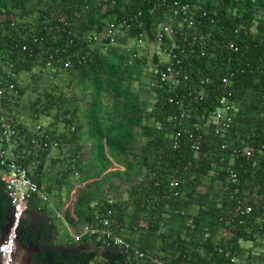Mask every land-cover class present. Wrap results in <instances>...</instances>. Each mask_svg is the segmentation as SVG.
I'll return each instance as SVG.
<instances>
[{
	"label": "trees",
	"instance_id": "16d2710c",
	"mask_svg": "<svg viewBox=\"0 0 264 264\" xmlns=\"http://www.w3.org/2000/svg\"><path fill=\"white\" fill-rule=\"evenodd\" d=\"M32 1L0 0L5 10L0 18V84L6 88L0 118L14 121L16 131L11 145L0 142V150L9 151L42 189L45 161L54 149L51 145L76 144L85 129L92 142L90 167L86 163L83 168L79 162L77 166L87 184L75 189L74 201L66 204L62 217L77 231L87 224L103 226L101 221L106 220L132 248L102 250L98 237L88 234L79 247L53 246L57 231L48 203L40 204L41 216L20 223L17 236L37 239L45 264H129L134 249L167 264H264V253L256 255L243 245L264 239V0H177L197 8L193 26L187 28L186 23L182 29L183 15L173 16V0H45L40 8L38 2L31 6ZM35 13L33 25L30 18ZM123 21L131 24L129 38L146 33L145 42L157 43L161 32V48L171 41L160 25L170 24L179 50L195 51L185 60L180 56L189 80H182L174 90L160 82L156 70L164 67L159 53L152 54L151 89L156 101L151 111L128 81L132 65L147 62L143 54L98 46L85 63L78 62L89 49L87 36ZM39 58L55 71L72 75L76 71L81 84L91 87L92 102L81 116L78 104L61 119L57 109L52 125L31 130L13 106L27 91L17 75L31 72ZM230 74L238 111L227 133L215 134L208 126L199 152L184 139L174 147L179 130L205 124L202 118L217 110L224 91L222 78ZM204 79L210 81L201 85ZM103 94L111 98L110 106L103 107ZM71 96L60 98L61 105ZM170 97L179 104L170 103ZM56 101L48 95L47 104L40 108L37 99L32 120L39 123L40 115L49 113ZM179 108L188 110L191 117L175 125L169 117ZM42 140L49 144L45 149H40ZM246 147L249 155L243 151ZM80 151L77 147L76 153ZM58 162L52 160L53 165ZM231 172L237 175L235 183L230 182ZM66 176L63 172L55 184L59 186ZM104 188L107 192L125 188L126 198L103 199ZM46 191L51 198L52 187ZM36 202L32 201L28 213L37 208ZM246 207L252 208L250 214L242 213ZM10 215L11 202L0 179V230ZM31 224L40 237L29 233ZM87 244L92 247L86 248Z\"/></svg>",
	"mask_w": 264,
	"mask_h": 264
},
{
	"label": "built area",
	"instance_id": "2783aa9c",
	"mask_svg": "<svg viewBox=\"0 0 264 264\" xmlns=\"http://www.w3.org/2000/svg\"><path fill=\"white\" fill-rule=\"evenodd\" d=\"M175 8H173L174 13L173 16L179 17L183 15V20L179 22V28L182 29L186 23L187 28H191L193 26V20L196 13L197 8L194 10L192 6L188 3L181 4L177 0H173ZM1 4V2H0ZM5 10L0 6V18H4ZM14 26V23H12ZM161 29L167 33L168 38L171 41V44L165 45L164 48H161L163 44V36L162 33L158 34L159 40L157 43L150 42V44H157L159 46L160 53V64H163L164 69L160 72L156 70V72L160 75V82L162 84L167 85L172 90L176 89L177 86L181 83V81L189 80V74L183 72V59H187L188 57L195 56V51L193 48L184 49L179 47L176 44V31L172 29L170 24H161ZM131 31V24L127 21H123L122 23H110L103 28V30L99 33L92 34L87 36V41L90 44L89 49L85 52L82 57L79 58V64L85 63L88 57L92 55L95 47L101 46L104 47V50L107 51L110 47H122L126 53L133 55H140L138 52L135 54V48L139 47L144 43L143 37L146 36V33H140L136 38H129L127 32ZM128 38V39H126ZM125 40H133L135 42V48L126 45ZM39 42V39L36 40ZM126 45V46H125ZM231 48H234L237 51V48L233 42L230 44ZM23 50H27V46H23ZM179 50L177 53L176 51ZM205 53H201V56H204ZM180 56L183 58H180ZM66 67L70 66V63H66ZM233 74L225 75L222 78V84L224 85V91L219 98V105L217 110L209 117L202 118L206 119L204 123H196L194 129L182 128L176 133L174 147L180 145L181 140H187L190 142L191 147L194 151L199 152L201 149V145L205 140V135L207 133L206 127L211 126L214 130L215 134L224 135L227 133L230 125L233 122V114L238 111V107L235 101L232 99V80ZM209 79L201 80V85L208 83ZM10 89H13L11 86ZM6 88H3L0 84V103L2 98L5 95ZM204 93V90L200 92V95ZM169 102L172 104H179L173 97H170ZM191 115L188 110L179 108L178 111L171 114L169 119L175 125H181L184 121L190 119ZM14 121L7 120L6 117L0 118V142H5L8 145L12 143V136L16 134L15 129L12 127ZM41 126L37 127V130H40ZM181 139V140H179ZM183 140V141H184ZM49 144L44 142L40 143V149H45ZM53 148H57L58 143L55 142L51 145ZM227 144L223 143L222 149H226ZM248 155L250 154L249 149L246 147L243 150ZM236 154V150L233 151ZM237 155V154H236ZM0 179L4 184L5 191L7 194L13 196L16 200L17 206L15 212H17L12 231L10 233V242L8 247V252L3 251L2 253V264H8L9 252L11 247L12 235L16 225V221L19 213L23 215L25 218L28 214L32 201H40L41 204L48 203L50 204V199L46 195V192L42 191L37 182L31 179L28 174V170L24 167L20 166L14 159L13 155L7 150H0ZM237 181V175L234 172L230 173V182L235 183ZM41 210V207L38 208V211ZM252 212L251 207H246L245 210L242 211L243 214H250ZM262 214L264 219V206L262 207ZM58 217H62L61 214H58ZM103 226H100L98 223L95 224H87L84 227V231L81 235L77 236V245L79 247V241H81L82 237L85 235H95L98 237V241L101 242V249H115L121 251H129L132 247L130 243L113 233V230L110 229V225L108 221H101ZM134 264H167L161 259L148 256L146 253L134 249L133 257L130 260ZM129 263V264H130Z\"/></svg>",
	"mask_w": 264,
	"mask_h": 264
},
{
	"label": "rangeland",
	"instance_id": "374dc122",
	"mask_svg": "<svg viewBox=\"0 0 264 264\" xmlns=\"http://www.w3.org/2000/svg\"><path fill=\"white\" fill-rule=\"evenodd\" d=\"M36 2H38L39 8L46 3L45 0H34L32 1L31 6ZM37 16L38 15L35 13L30 18L33 25H36L35 18ZM126 45L135 48V42H133V40H127ZM135 49L138 51V54H143L142 57H147L146 60L148 63L145 61H139L134 66L132 65L128 81L132 91L139 96L141 102L147 106L148 111H151L156 101L155 91L151 89L153 81L150 73L154 71L151 59L154 52H158L161 55L160 49L157 44L152 45L145 41L142 45ZM73 73L74 74L72 75L70 71H55L53 68L42 65L41 58H39L31 72H23L17 75L20 86L26 88L27 91L26 94L17 101V105L13 106V112L18 115L19 119L26 122V125L31 130H35L36 126H42L45 128L52 125L57 109L60 110L58 113L61 119L63 118L65 111L71 110L75 104H78L79 114L81 116L88 109L90 101L92 102L91 87H85L87 84L82 85V79L77 76L76 71ZM76 82L78 85H76ZM48 95L57 98L56 104L49 113L40 115L38 119L39 123H37V121L32 120V115L34 114L32 104L36 102L37 99H40L41 102L36 103V107L42 108V106L48 102ZM70 95L72 96L68 99V101H65L64 105H61L60 98L65 99ZM101 99L103 107H105V105L110 106L112 103L111 98L104 97V94ZM59 128L62 129V125H60ZM79 134L80 137L76 144H63L59 148L52 149L45 161L44 171L46 173V178L42 184V191L46 192V195L50 199V205H48L51 208L48 209L49 214H51L50 220L55 225L57 231V235L55 236L56 240L52 241L54 243L53 246L74 245L76 247L78 246L77 236L81 235L84 231V228L77 231L73 228L72 224L70 225L69 222H66L64 217H58V214L63 216V210L66 204L74 201L75 189H82L87 184V182L83 180L81 171L78 170L77 163L79 162V165H82L84 168L86 163L89 162L88 157L91 155L92 142L88 139V137H86L85 129ZM77 147H80V150H82L80 151L81 153H76ZM52 160L59 162L53 165ZM88 167H90L89 163ZM63 172L66 173L67 176L62 178L63 182L57 186L55 181L61 177ZM47 187H52L51 198L46 191ZM121 190L122 191L116 190V192L109 190L107 192L104 188L102 192L103 199H116V197L118 200L121 198L125 199V188L124 190ZM120 192L122 193L121 197L118 195ZM37 211L38 210L31 208L26 217L30 219V217L34 214L41 215V213H38ZM81 243L82 241H79L80 245ZM243 245L245 247H251L256 255L264 253V239H260L256 243L243 242ZM159 246L160 244L157 243V247ZM91 247L92 245L90 244L86 245V248L88 249Z\"/></svg>",
	"mask_w": 264,
	"mask_h": 264
},
{
	"label": "water",
	"instance_id": "95a60500",
	"mask_svg": "<svg viewBox=\"0 0 264 264\" xmlns=\"http://www.w3.org/2000/svg\"><path fill=\"white\" fill-rule=\"evenodd\" d=\"M11 202V215L7 217L5 226L0 230V264H2V253L3 251L8 252L9 242H10V233L13 228V224L17 215L16 210V200L13 196L7 194ZM40 214H34L30 219H35ZM26 218L19 213L16 225L12 235L11 247L9 252L8 264H44L36 263L33 260V254L35 251H38V245L32 247V243H29L28 246L17 236V229L20 223Z\"/></svg>",
	"mask_w": 264,
	"mask_h": 264
},
{
	"label": "flooded vegetation",
	"instance_id": "af4514ba",
	"mask_svg": "<svg viewBox=\"0 0 264 264\" xmlns=\"http://www.w3.org/2000/svg\"><path fill=\"white\" fill-rule=\"evenodd\" d=\"M28 215V214H27ZM27 218V217H26ZM36 225H38V223H36ZM31 227V231L29 233H31L33 236L34 235H37L38 237L41 236V233H39V231H37V229L34 227V224H31L30 225ZM22 240V239H21ZM24 242V244L26 246H28L29 243H32V247H35L36 245H38V251H35L34 254H33V260L36 262V263H44L42 261V254H43V251L41 249V244L39 243V241L37 239H35L34 237H31L30 239L29 238H25L24 240H22Z\"/></svg>",
	"mask_w": 264,
	"mask_h": 264
},
{
	"label": "crops",
	"instance_id": "0c3cea01",
	"mask_svg": "<svg viewBox=\"0 0 264 264\" xmlns=\"http://www.w3.org/2000/svg\"><path fill=\"white\" fill-rule=\"evenodd\" d=\"M41 203H40V201H38V202H36V205H37V208H36V210H38V208H40L41 207V205H40ZM39 212V211H38Z\"/></svg>",
	"mask_w": 264,
	"mask_h": 264
}]
</instances>
